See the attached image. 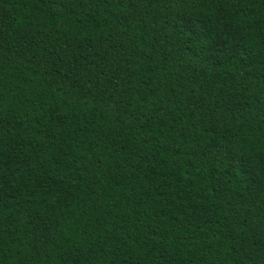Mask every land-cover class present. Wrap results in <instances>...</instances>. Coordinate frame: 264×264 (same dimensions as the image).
<instances>
[{
    "label": "trees",
    "instance_id": "1",
    "mask_svg": "<svg viewBox=\"0 0 264 264\" xmlns=\"http://www.w3.org/2000/svg\"><path fill=\"white\" fill-rule=\"evenodd\" d=\"M0 264H264V0H0Z\"/></svg>",
    "mask_w": 264,
    "mask_h": 264
},
{
    "label": "rangeland",
    "instance_id": "2",
    "mask_svg": "<svg viewBox=\"0 0 264 264\" xmlns=\"http://www.w3.org/2000/svg\"><path fill=\"white\" fill-rule=\"evenodd\" d=\"M223 46H225V41H220L217 45L218 48H222Z\"/></svg>",
    "mask_w": 264,
    "mask_h": 264
}]
</instances>
